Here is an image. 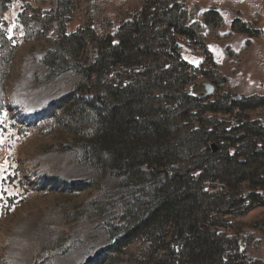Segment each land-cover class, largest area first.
Returning <instances> with one entry per match:
<instances>
[{
    "label": "trees",
    "instance_id": "16d2710c",
    "mask_svg": "<svg viewBox=\"0 0 264 264\" xmlns=\"http://www.w3.org/2000/svg\"><path fill=\"white\" fill-rule=\"evenodd\" d=\"M82 1L32 9L33 26L23 13L20 19L25 42L42 44L51 75L82 77L48 117L71 135L70 147H84L92 164L116 175L157 179L126 212L128 227L115 229L112 253L136 264H261L247 249L254 232L264 233V218L247 233L240 219L264 207V95L235 92L209 48L246 34L240 51L227 50L243 59L254 39H264L260 15L236 17L222 33L214 6L84 0L85 18L68 32ZM183 38L203 54L199 67L184 59ZM12 70L0 65L3 97Z\"/></svg>",
    "mask_w": 264,
    "mask_h": 264
},
{
    "label": "rangeland",
    "instance_id": "374dc122",
    "mask_svg": "<svg viewBox=\"0 0 264 264\" xmlns=\"http://www.w3.org/2000/svg\"><path fill=\"white\" fill-rule=\"evenodd\" d=\"M57 6L58 0H0V65H13L4 97L0 92V264H136L112 253L118 236L113 233L128 227L126 212L157 179L131 180L92 164L84 147H70L71 135L48 118L53 105L82 77L74 70L50 74L42 44L25 42L20 14L33 26L32 9L45 12ZM85 12L83 0L68 32L83 22ZM180 47L191 65L202 64L203 54L188 40L180 39ZM228 49L233 52L230 47L223 54L218 46L211 50L224 71L234 74L239 69L245 91L250 89L247 83L263 90L261 64L241 66L246 57L228 56ZM258 218H264V207L240 219L245 233L253 231L249 223ZM254 238L247 254L264 264V233L254 232Z\"/></svg>",
    "mask_w": 264,
    "mask_h": 264
},
{
    "label": "crops",
    "instance_id": "0c3cea01",
    "mask_svg": "<svg viewBox=\"0 0 264 264\" xmlns=\"http://www.w3.org/2000/svg\"><path fill=\"white\" fill-rule=\"evenodd\" d=\"M188 3L197 5L199 8L201 7L203 11L208 8L214 6L218 9L225 21V29L222 31L223 33H227L230 31L231 23L236 18L239 17L245 22H250L252 18L259 14L260 24L259 28L264 30V0H187ZM208 7V8H207ZM200 8V9H201ZM207 8V9H206ZM248 40V36L246 34H236L232 36L230 39L222 40L220 42H211L209 44L210 49L212 50L215 46L220 47L222 50V54L225 52L227 47H230L233 52H238L243 47L245 42ZM223 57V56H222ZM243 59L241 66L248 67H256V62H259L260 72L264 73V39H254L253 45L248 51V54ZM228 61H231L230 59ZM219 63V62H218ZM230 63V62H229ZM220 69L224 75H226L231 83L234 84L236 90L245 96H250L253 94L264 95V89L259 90L257 87L252 89V85L247 83L246 86L250 87L248 91L240 88V78H239V69L234 72V74L226 73L223 69V64L219 63ZM232 65V64H231ZM233 66V65H232ZM262 85V84H261Z\"/></svg>",
    "mask_w": 264,
    "mask_h": 264
},
{
    "label": "water",
    "instance_id": "95a60500",
    "mask_svg": "<svg viewBox=\"0 0 264 264\" xmlns=\"http://www.w3.org/2000/svg\"><path fill=\"white\" fill-rule=\"evenodd\" d=\"M212 90V89H211ZM212 150H213V152H215L216 150H217V147H216V145L214 144V145H212Z\"/></svg>",
    "mask_w": 264,
    "mask_h": 264
}]
</instances>
